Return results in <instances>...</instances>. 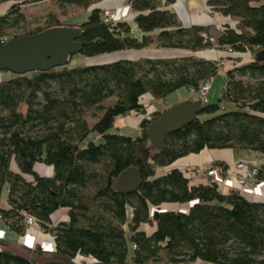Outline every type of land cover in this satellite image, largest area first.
Instances as JSON below:
<instances>
[{"label": "trees", "instance_id": "trees-1", "mask_svg": "<svg viewBox=\"0 0 264 264\" xmlns=\"http://www.w3.org/2000/svg\"><path fill=\"white\" fill-rule=\"evenodd\" d=\"M42 1L0 0L11 3L0 15V44L65 26L52 19L7 38L6 30L19 22L20 6ZM102 1L56 0L86 12L82 21L66 25L80 26L84 42L71 59L149 47L191 54L103 65L68 63L0 79V204L5 192L8 204L6 209L0 205V220L24 235V220L31 216L54 239L50 252L0 239V264H37L22 247L36 255L48 253L41 264H264V201L235 188L221 192L210 175H205L206 184H193L185 170L171 167L204 149L264 154V61L255 58L264 49V3L208 0L210 11L235 18L214 28L207 23L184 26L170 8L175 0H127L143 33L136 38L127 22L113 24L103 9L90 10ZM211 49L248 54L251 60L224 68L226 85L217 103L198 98L200 114L209 117L198 114L166 136L162 150L150 144L147 131L167 107L144 117L136 136L117 130L118 117L148 114L147 94L157 100L180 88L197 92L219 71L214 59L195 55ZM227 105L234 107L226 110ZM38 164L52 167L53 173L42 176ZM211 165L222 175L229 167L219 161ZM130 167L140 173L139 187L118 193L115 181ZM262 180L264 168L259 167L256 182ZM170 204H188V209L162 211ZM60 208L67 209L68 218L52 226L51 216ZM146 223L155 226L150 234L140 230ZM77 258L95 262L78 263Z\"/></svg>", "mask_w": 264, "mask_h": 264}, {"label": "water", "instance_id": "water-1", "mask_svg": "<svg viewBox=\"0 0 264 264\" xmlns=\"http://www.w3.org/2000/svg\"><path fill=\"white\" fill-rule=\"evenodd\" d=\"M105 1L92 5L90 10L102 9ZM183 13L186 15L184 8ZM178 14L180 15V13ZM184 26L190 25L184 23ZM81 34L82 29L80 26L71 27L65 25L47 28L35 34L12 38L8 42L0 44V71H9L16 75H22L28 72L47 71L56 67L66 66L70 62L71 56L78 54L84 45V42L80 40ZM117 53L86 58L85 64L103 65L121 60H138L144 57L110 59ZM201 53L198 52L195 55L204 57ZM255 58L257 61L263 62L264 49L259 50L255 54ZM201 111L200 100L195 98H188L168 106L157 119L148 125L147 137L150 144L157 150H162L165 137L194 121ZM139 183L140 173L138 169L130 167L117 177L115 189L118 193L129 194L138 189ZM168 210H170L168 206H163L162 211ZM178 211L186 212L183 210Z\"/></svg>", "mask_w": 264, "mask_h": 264}, {"label": "rangeland", "instance_id": "rangeland-1", "mask_svg": "<svg viewBox=\"0 0 264 264\" xmlns=\"http://www.w3.org/2000/svg\"><path fill=\"white\" fill-rule=\"evenodd\" d=\"M182 1L184 3V1H187V0H182ZM206 1H208V0H206ZM176 2H177V0L174 1L173 5ZM190 3L193 5V7L191 9H194V10H192V13H190L189 11L186 10L187 14H188V16H190V18H192L193 15H201L203 13L204 14L206 13V10L204 9L203 0H198V1L197 0H190ZM253 3L254 4L264 3V0H254ZM126 4L121 5V7H114V8L108 7V8H102V9H109V11H114L116 8H120L121 13H122V12H124L123 6H125ZM173 5L170 8L175 11V8ZM206 5H207V2H206ZM10 6H11L10 2L0 4V15L6 13L8 11V9L10 8ZM179 6L180 5H178V7ZM195 7H196V9H195ZM175 12L177 13L182 24L184 25V23H183L184 19L182 18L184 14L181 13L179 15L177 11H175ZM18 14L19 15L17 17H18L19 22L16 25H14L13 27H10L9 29H7L5 32L7 35V38H12L14 35H19V34L23 33V31L25 29H34V28L40 27V26L44 25V23H46L47 21L52 20V19L57 20L58 22L62 23L63 25L75 24V23H78L84 19L86 12H84L82 9L75 7V6L60 5L59 3L56 2V0H44L42 2L27 3L24 5H21L20 11ZM216 15L218 16V19L221 16V14L218 12L209 13V16L214 21H212L211 23H207L209 25H212L214 28H218V24H220L222 22V20L220 22L218 21V19L216 18ZM13 16L15 17L16 14H14ZM233 20H235V18L231 17L230 19L228 18L225 21H227L228 23H230V22L232 23ZM191 23H193V21L190 19V24ZM195 24L200 25V24H206V23L196 22ZM215 30L216 29L213 30V34H216ZM164 50L165 49H163V48H155V47L140 49V51H147L148 55L144 56L146 58H161L162 56H164L161 53V52H164ZM183 52L185 54H188V55L191 54V52H188L187 50H181V49L179 50L178 49V53H176V55H178L179 53H183ZM213 52L214 53L217 52L218 54H222V56L216 57L214 59V61H216L217 64H220V66H222L223 69L218 71L216 73V75H214V77H212L211 88L207 94L208 102L206 104L217 103L218 100L220 99L222 90L226 85L225 72H224V68L226 66L228 68H233L235 66H240L242 64H245L251 60L250 57L248 56V54L247 55L246 54L245 55H237V54L232 53L233 51H229L228 49H224V50H221V49H213L212 50L211 49L210 51H203L202 53H213ZM227 53H229V54L227 55ZM165 56H168V55H165ZM204 57H202V59H206ZM197 58H201V57H197ZM85 59L86 58H81V56H79V55H75L70 60L69 66L74 67L77 65H81L82 63H85ZM206 60H211V59H206ZM11 76H12V73L9 71H2V73H0V79L6 78V77H11ZM235 78H238V77L236 76ZM243 80H246V79H243ZM52 88L55 89L54 84L52 85ZM178 90L167 95L166 99L170 102L175 101L179 97V93H178L179 91ZM180 90L183 91L184 93H186V95L192 96L195 99L199 98V94L195 91H191V93H190V92L185 91L186 88H180ZM39 100H41L40 94H39L38 101ZM152 102H154V101L152 100ZM145 107H146L145 109H147L150 113H155L157 110L150 103H147V105ZM233 107H234L233 105H227V106H225L224 109L227 110V109H231ZM89 113L92 114L93 110H90ZM139 114H141V113H139ZM148 115H150V114H148ZM148 115L145 114L144 116L146 117ZM207 117H209V116L206 114H200L199 115V118H201V119H205ZM139 125L137 127H139ZM115 126H116L117 130L123 134L127 133L126 135H130V136H136L139 134V132L136 130L137 128L130 127L128 125V123L125 121V119L122 117H118L116 119ZM235 153L239 154L241 156L253 154V153L237 152V151H235ZM208 164H211V163H208ZM94 168L99 170L101 168V166L96 165V166H94ZM198 174L202 175L203 173H198ZM247 197H249V196H247ZM169 207L175 209L177 207V205H169ZM178 207L179 208L183 207V209L188 208V204L178 205ZM129 211H130V209H129ZM28 226H29V228L34 227L31 225H28ZM154 228H155L154 225L146 223V224H143L141 226L140 230L145 232L146 234H150L154 230ZM30 237H31V233L30 234L26 233V235L22 238L21 244H23L26 247L32 248V249L39 247V248H41L47 252L52 251L49 249L45 250L44 248H42L40 246H36V244L33 245V243H31L32 237L31 238ZM22 253L31 257V259L37 264H41L50 258L48 253H44L45 255L44 254L36 255V254L31 253V251L24 249L23 247H22ZM75 260L78 263H83V262L93 263L92 259L77 258ZM153 264H166V263L164 260H162L160 262H156ZM196 264H202V263H196Z\"/></svg>", "mask_w": 264, "mask_h": 264}, {"label": "crops", "instance_id": "crops-1", "mask_svg": "<svg viewBox=\"0 0 264 264\" xmlns=\"http://www.w3.org/2000/svg\"><path fill=\"white\" fill-rule=\"evenodd\" d=\"M206 2H207L206 0H203L204 9L206 10V13L205 14L203 13L201 15H193L192 18H190V16H188L187 14V11L192 13V10H194V9H191L193 5L190 3V0L184 1V3L182 0H177V2L173 6L175 8V11H177L180 14L181 13L184 14L183 13V8H184L186 15L184 14L182 18L184 19L183 23L185 24L191 25V24H195L196 22L211 23L214 20L209 16V13H213V12L210 11L208 6L206 5ZM126 3H127V0H106L103 8L121 7V5L126 4ZM178 5L180 6L178 7ZM134 17H135L134 12L128 11L123 17L122 22H127L130 25V34L133 37L140 38L143 35V33L137 28L136 24L134 23ZM216 18L218 19L217 15H216ZM190 19L193 21V23L191 24H190ZM221 20L222 22L218 24V26L226 22L225 20H227V18L221 15L218 21L220 22ZM161 53L162 55H164L161 58H171V57H178L182 55L181 53L176 55V53H178V49H165L164 52H161ZM145 55H148L147 51L132 50V51L119 52L117 54H114L113 56L117 58H120V57L137 58V57L145 56ZM165 55H168V56H165ZM202 55L208 58H216L218 56H222V54H218L217 52L216 53L214 52L213 53H202ZM178 91H179L178 92L179 97L173 102L168 101L166 98L155 100L152 98L151 95H148V94L144 97V102L146 103V105L147 103H150L155 109H157L156 111H161L176 102H179V101H182L188 98H193L192 96L186 95V93H184L180 89ZM185 91L191 93L192 90L186 88ZM152 100L155 103L152 102ZM144 117H145L144 114L130 113L126 116H123L122 118L125 119V121L128 123L130 127L137 128L136 130L138 131L139 127L137 126L140 124L141 120ZM244 158L255 160L260 168H264V154H258V155L248 154V155L241 156L239 154H236L235 151L232 149H204L200 151L199 153H192L187 156L179 158L177 161H175L172 164L171 167H177L187 172L188 170H191L194 168H201L203 165L212 163L214 161L224 162L228 164L229 166L228 169L226 170L225 175H223V179L226 183V187H224L222 192L226 193L228 188L229 189L236 188L235 176L237 174V171L234 169L233 165L235 162L242 160ZM36 170L42 176H50L53 173L52 167L46 166L43 164H38L36 166ZM191 182L193 184H206L208 182V179L205 177V175L198 174L195 178L191 180ZM261 182H262V185L259 188V193L256 194L253 198L251 197L252 199L264 201V180H262ZM0 205L2 209H6L8 206L6 192L2 196V201ZM170 205H177V204H170ZM167 206L169 207V205ZM170 209L177 210V211L178 210L187 211L188 208H184V209L183 207L179 208L177 205L175 209L173 208H170ZM66 218H67V209L60 208L52 214L51 216L52 224L51 225L53 226V225L58 224L59 222L66 221L67 220ZM26 233H29V234L31 233L32 238L31 237L30 238H31V243H33V245L36 244V246H40L44 248L45 250L53 249L54 239L52 235L48 232H45L42 228L40 227H35V228L30 227L29 228V226L26 225V232L24 235H21L11 230L3 220H0V239H4L5 241L11 244H18V243H22V238L26 235Z\"/></svg>", "mask_w": 264, "mask_h": 264}, {"label": "built area", "instance_id": "built-area-1", "mask_svg": "<svg viewBox=\"0 0 264 264\" xmlns=\"http://www.w3.org/2000/svg\"><path fill=\"white\" fill-rule=\"evenodd\" d=\"M124 12L121 13L120 8H116L114 11H109V9H103V16L111 21L113 24L117 22H121L123 17L128 11H131L130 5L127 3L123 6ZM122 17V18H121ZM1 43H6V39H2ZM219 67V71L221 70L220 64H217ZM212 78L204 81L200 86L197 93L199 94V99L202 100L203 103L208 102L207 94L211 88ZM193 91V90H192ZM148 114H151L149 111ZM146 114V115H148ZM234 169L237 171L235 176L236 188L240 191L241 194L245 196H249L250 198L254 197L259 193V188L262 185V182H256V176L259 172V165L255 160L251 159H242L234 163ZM198 173H203V175H210L213 180L217 183L219 190L222 192L224 187H226V183L223 179L222 174L218 170V168L213 167L211 164H206L202 168H194L187 171V175L189 178H195ZM234 189V188H231ZM231 189H227L228 192ZM258 191V192H257ZM25 224L39 227L35 219L31 216H27L24 220ZM52 251L54 250L51 249ZM95 262L94 260H92Z\"/></svg>", "mask_w": 264, "mask_h": 264}, {"label": "bare ground", "instance_id": "bare-ground-1", "mask_svg": "<svg viewBox=\"0 0 264 264\" xmlns=\"http://www.w3.org/2000/svg\"><path fill=\"white\" fill-rule=\"evenodd\" d=\"M120 58H131V57H120ZM110 59H119V58L112 56Z\"/></svg>", "mask_w": 264, "mask_h": 264}]
</instances>
